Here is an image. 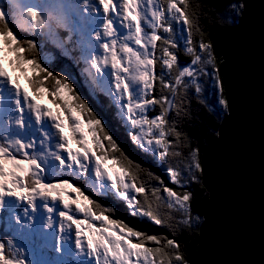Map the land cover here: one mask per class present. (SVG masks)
Returning a JSON list of instances; mask_svg holds the SVG:
<instances>
[{
  "label": "snow or ice",
  "instance_id": "1",
  "mask_svg": "<svg viewBox=\"0 0 264 264\" xmlns=\"http://www.w3.org/2000/svg\"><path fill=\"white\" fill-rule=\"evenodd\" d=\"M98 3L102 5L103 12L108 14L106 22L103 23V35L112 39L102 44L104 55L96 59L93 67L100 71L103 64L114 70L120 108L130 127L135 130L131 138L146 150L160 149L161 159L169 154L177 157L186 155L190 161L187 169L202 171L198 147L188 154L170 152L175 143L170 137L174 136L178 141L182 134L175 125L169 126L168 116L173 109L178 112L180 105L168 95H155L157 79L161 92L168 89L173 97L181 86L185 90L188 89L185 78H191L194 91L199 93L202 90L199 75L208 74L206 66L214 64L215 58L209 51L211 42L205 43L201 40L198 46L200 52H197L194 45L193 21L189 18L186 8L181 6L186 5L188 0H98ZM167 13H171L174 20L188 25V43L192 46L187 48V53L194 58L188 66L177 67L174 77L166 82L163 75L157 77L155 50L158 41H163L166 45L174 44V41L159 34L161 29L163 32L172 31ZM113 15L118 17L119 26L127 30L123 42L116 38L118 28ZM31 16L34 18L33 22L39 18L35 10ZM0 25H4L0 27V52L12 57L9 63L25 74L35 93H30L20 84L18 76L13 78L0 64V93L8 97L14 112L18 114L15 125L21 128L25 126L27 110L30 115H34L37 124L54 129L60 141L56 148L66 153V156L53 153L60 165L70 170L73 175H87L89 165H93V175L95 180L99 181L100 188L113 190L130 207L133 216H143L156 225H163L166 219H171V216L165 217L161 212L164 206L161 202L164 201L167 209L187 216L181 223L189 224L192 193L187 191L180 194L168 186L152 187L150 197L146 191L147 182L140 181L139 186L137 185L138 177L130 171L132 161L123 154L116 139L108 133L93 108L79 94L73 95L75 90L72 83L66 78L53 76L52 72L36 60L25 59V50L17 36L7 27L6 14L2 9ZM95 36L99 39L101 32H96ZM129 42H133L135 46H131ZM28 43L31 48L36 47L31 41ZM160 51L163 67L171 72L177 65L178 55L169 47H161ZM202 53H207V58ZM3 59L4 57L0 56V61ZM26 65H31L34 76H27ZM197 65L202 67L197 68ZM37 70L39 73H46V76L34 78ZM48 78L55 81L54 86L47 92L50 97L55 98L58 105L55 111L46 104H41L39 99L47 91L45 80ZM217 78L220 90L223 91L222 81L218 76ZM3 99L4 96L0 95V101ZM220 103L227 108V100L222 99ZM157 105L160 107L159 114L150 118L148 113ZM50 135V131L43 132L44 137ZM33 147V143H26L22 139L0 142V211L9 203L8 198H13L15 202H26L32 210L37 208L38 200L59 202L65 209L59 212V217L62 218L60 231L73 229L74 226L76 247L81 253L86 252L92 257L94 264H173L172 253L167 249H179L180 245L176 239L150 235L131 227L123 220L111 218L114 210L102 207L70 179L46 182L47 177L43 174L39 156L28 151ZM136 167L139 168V165ZM168 171L171 181L180 185L181 171L175 167ZM161 192L166 193V197L162 196ZM136 194H144L143 200L138 199ZM43 207L49 213L55 211L49 203H44ZM106 212L109 215H105ZM27 214L26 210L25 215ZM78 214H83L84 218H77ZM65 220L68 221L66 227L63 223ZM96 222H99V226ZM51 225L52 220L49 217V226ZM134 238L137 242H134ZM7 243L11 245V241ZM149 244L160 246H148ZM175 259L179 261L183 257L177 253ZM0 264H26V261L19 259L18 253L6 250L5 243L0 242Z\"/></svg>",
  "mask_w": 264,
  "mask_h": 264
},
{
  "label": "trees",
  "instance_id": "2",
  "mask_svg": "<svg viewBox=\"0 0 264 264\" xmlns=\"http://www.w3.org/2000/svg\"><path fill=\"white\" fill-rule=\"evenodd\" d=\"M235 5V7H233ZM185 7L189 13V18L193 21L192 26V39L194 45L197 47L198 52V41L203 40L205 43L211 42V48L209 51L213 53L214 64L212 69L219 73L220 80L222 79L223 84V59L221 55L220 44L222 38L229 32L231 26L236 22L239 17L242 3L240 0H188L186 5H181ZM0 9L6 14V24L7 27L17 36L20 45L24 48L25 59L36 60L41 64L42 67L47 68L53 73L55 77L66 78L70 83H72L75 92L73 95L79 94L82 99H84L96 115L101 118L105 125L106 130L111 134L114 139H116L118 146L121 151L129 160L132 161L130 166V171L137 175V185L139 186L140 181H146V191L151 197L150 189L152 187L164 186L172 187L178 193L183 194L184 192L190 191L192 193V199L190 201V216L191 221L189 224H183L181 221L187 219L182 213H176L175 210H170L166 208V204L162 201L161 208L162 214L165 217L171 216V219H166L165 224L156 225L154 222H150L148 218L143 216H133L131 214L130 207L126 202L116 196L115 192L111 189H107L108 193L99 192L87 185L90 180V175L81 177L79 175H73L71 171L59 173L56 179H70L72 182L81 187L86 191V194L90 198L94 199L102 207H107L112 209L111 218L123 220L128 223L131 227L137 230L143 231L147 234H154L160 237L174 238L179 242V249L172 250L167 249V251L172 253L173 264H191V260L197 250L198 245V234H199V223L202 221V214L205 205L208 202V191L205 186L202 185L201 180V170L192 168L189 178L182 180L180 185L174 184L170 179V174L168 171V162L166 159L163 160V164H158V162L153 158L152 155L156 156L154 152H148L141 149L135 141L131 138L124 125V121L119 114V109L117 103L113 98L115 96L114 89L111 87H106L97 81L95 73H98L96 68H89L86 63L85 48L81 47L77 42L76 38L71 34L70 30L62 26L60 23L56 22L52 18L51 14H48V25L54 23L57 24L56 30L50 31L46 30L44 26L38 25L32 21V18L26 14L22 15L19 7L14 0H0ZM38 25V27H37ZM4 27V25H0ZM186 33L188 31V25L186 24ZM195 30V31H194ZM197 32V34H196ZM198 37V39H197ZM29 41L36 44L35 48H31ZM180 43V42H178ZM166 45L163 41L157 42V48L155 50V56L157 58V64L155 66V71L157 77L161 76L162 61H161V47H169L171 51L178 55V63L188 64L192 57L187 53V48L192 46L189 45ZM185 46V47H184ZM183 47V48H181ZM6 55V53L4 52ZM14 56V53L12 54ZM8 60L10 56L6 55ZM8 64L9 61H8ZM92 66V64H89ZM10 67L13 71L17 72L18 77L28 82L26 77H24L19 70L12 64ZM28 68L27 76H34L31 65H26ZM178 65L174 66L173 70L168 73L169 75L165 79L166 82L174 77ZM201 65H197L200 68ZM99 74V73H98ZM167 74V75H168ZM46 73H37L34 78H44ZM186 82L188 84L189 80L187 78ZM200 85L205 87V92L210 89V83L205 77L199 76ZM100 83V84H99ZM55 81L51 78L45 80V86L47 91H45L44 96L49 102L52 103L56 110V101L54 97H50L47 92L51 90V86H54ZM30 86V84H29ZM156 96L169 95L170 91L164 89L161 92V85L159 79H157L156 84ZM33 90V88L30 86ZM204 93H197L194 91L192 86L188 85V89L185 90L183 86L178 89V93L173 99L177 104L180 105V109L177 112L173 109L170 112L169 118L173 121V125H177L179 119L184 116L192 115L188 123L191 122H203L204 132H197L198 139L191 137V131L184 128L187 126L184 122L179 123L178 131L182 134L180 140L176 141L175 137L172 136L170 139L174 140V146L172 151H179L184 154L190 153L189 151L194 147L206 145V140L211 142L215 139L216 134V114L201 108V98ZM172 95V93H171ZM224 95V89L222 91V96ZM225 96V95H224ZM61 110H63L61 108ZM223 113H227V108L223 107L220 109ZM160 107L154 106V108L149 112V115L159 113ZM83 118V117H82ZM182 131H186L184 133ZM17 132V131H15ZM187 138L192 144H186L187 141L182 142L181 139ZM186 139V140H187ZM99 154V153H98ZM117 155H119L117 153ZM157 157V156H156ZM177 157V156H176ZM179 160L183 159L185 162L188 160L186 155L177 157ZM200 158V155L198 159ZM171 160H175L173 166L178 170H183V166H180V162L176 160L173 156H170ZM111 163V161H109ZM149 162H152L151 164ZM139 165V168L136 166ZM166 168V170H165ZM194 177V179H193ZM160 181H163L161 184ZM184 186V187H183ZM101 189V188H98ZM138 199L143 200L144 194H136ZM162 195V194H161ZM166 197L165 195H162ZM153 204L155 206V200L153 198ZM94 211L96 209H93ZM99 214V212H97ZM109 215V213H105ZM193 223V224H192ZM4 234V230H1ZM134 242H137L134 238ZM164 243V241H162ZM148 246L157 247L160 245L149 244ZM49 257H53V249H48ZM182 255V260H176V254ZM167 259V258H166Z\"/></svg>",
  "mask_w": 264,
  "mask_h": 264
},
{
  "label": "water",
  "instance_id": "3",
  "mask_svg": "<svg viewBox=\"0 0 264 264\" xmlns=\"http://www.w3.org/2000/svg\"><path fill=\"white\" fill-rule=\"evenodd\" d=\"M222 38L227 115L202 155L208 202L191 264H264V0Z\"/></svg>",
  "mask_w": 264,
  "mask_h": 264
},
{
  "label": "rangeland",
  "instance_id": "4",
  "mask_svg": "<svg viewBox=\"0 0 264 264\" xmlns=\"http://www.w3.org/2000/svg\"><path fill=\"white\" fill-rule=\"evenodd\" d=\"M14 1L19 7V10L21 11L22 15L26 14L30 16L32 18V21H34V18L31 16L32 11L35 10L36 12H38L39 18L36 19L34 23H37L38 25L42 24L46 30L49 29L50 31L52 30L54 31L57 28L56 23L52 25H48V14H51L52 18L55 19L56 22L60 23L62 26L66 27L67 29L70 28L71 29L70 31H73V34L77 42L80 44L81 47L85 48L84 55L87 58L86 63L88 64L89 68H95L93 67V64L96 61V59L104 55V51L101 47L102 44L106 42H110V40L112 39V37H106L103 35V23L106 22L105 18L106 15L108 14H105L103 12L102 5L98 3V0H14ZM114 2H116V0H114ZM113 19L114 21H116V27L118 28V35L116 38L118 39V41L123 42L124 36L127 35V30L119 26L120 22L118 17L113 15ZM167 19L172 27V31L163 32V30L161 29L159 34H161L163 37H166L169 40L174 41V44L180 42L178 43L179 45L184 44L188 46V31L186 33V28H185L186 24L182 23L179 20H174L172 18L171 13H167ZM96 32H101V37L99 39H97L95 36ZM200 42L201 41H198L197 43L198 46ZM129 43L131 46H135L133 42H129ZM198 52H200L199 47H198ZM202 55L205 58H207V53H202ZM5 58L6 60L0 61V64H2L4 68L9 69L10 64H8L9 60L6 55ZM11 58L12 57L10 56V59ZM89 64H92V66H90ZM177 65L188 66L189 63L183 65L177 62ZM212 67L213 64L207 65L206 71L208 74L205 75L201 73L199 75L200 77H205L210 83V89L205 93H204L205 87L201 84L202 90L199 93H204L201 98V103H202L201 108H204L205 110L210 111L213 114H216L215 139L212 140L211 142H208L206 140V145L198 147L199 155H200L199 162L201 163V165H202L201 159L203 152L210 145H213L214 142L218 139V129L225 115V113L222 114V111H220V109L224 107L220 103V101L222 99L224 100L226 99L224 95L222 96V91L220 90L218 84L217 76L219 77V73L218 71L215 72L212 69ZM17 69L19 70V68ZM19 72L25 77L24 73H22L20 70ZM98 73H95V77L97 81L106 87H111L114 89L115 96L113 98L117 103L119 114L124 121V125L127 128L128 133L132 137V134L135 130L130 127L129 122L124 118L122 110L120 108L118 90L115 88L116 81H115L114 70L109 65L101 64V68L100 71H98ZM159 73H161V75H163L166 80L169 79L167 78L169 75H172V74H168L170 72L164 67L162 71ZM14 74L17 75V72L14 71ZM187 79L189 80L188 85L192 86V88L194 89L191 78H187ZM220 81H222V79ZM168 96L170 99H173L171 92L169 93ZM46 100L47 99L42 98L40 100V103L46 104L48 107H50V103L48 102V100L47 101ZM57 106L58 105H56V109ZM157 114L159 113L151 114L149 115V117L150 118L154 117ZM191 117L192 115L181 117L175 127L176 128L179 127L178 125L181 121L184 122V124L187 126L184 129L194 133L191 135L192 138L195 139L196 136V138L198 139L197 132L205 131L203 122L199 121L197 123L196 122L188 123ZM168 121H169V126H172L173 121L169 118V116H168ZM43 132L44 131L40 132L39 145L37 149L34 150V154L38 155L41 160V165L42 168L44 169L43 174L47 177L46 182H51L50 178H54L55 176H57L54 175L56 171L61 170L63 172H67L69 170L65 169L62 165L60 166L58 165L59 160L56 158V156L53 155V153H58L62 155V153L60 152L62 150L56 151L54 148V143H52L49 137H44ZM182 132L184 133V135L188 133L186 131H182ZM11 135L12 137L9 136L8 139L6 140L2 138L0 142L7 143L11 141V138L14 137L13 133H11ZM186 139L187 138H183L181 140L182 142L187 141L186 144H190V143L192 144V142L189 139L187 140ZM73 146L75 147V145ZM138 146L141 149L146 150L142 145H138ZM195 148L196 147L192 148L191 150ZM173 149L174 148H171L170 152ZM191 150L189 152H191ZM146 151L155 153L157 157L154 155L152 156L158 162V164H163V160L166 159L168 162V169L174 167L173 164L175 160L170 159V156L173 155L169 154L165 158L161 159L159 157L160 149L157 148L155 149V151H151V150H146ZM64 155L66 156L65 153ZM173 157L180 162V166H183V170H180L182 173L181 181L186 178H189L192 171V169L188 170L186 167L187 164L190 162L189 159L185 162L183 159L179 160L176 156ZM149 163L151 164L152 162ZM93 172H94V167L93 165L90 164L89 172H88V175H90V180L87 182V185L99 192L108 193L109 191L107 189H98L100 188L99 181L95 180ZM161 194L165 195L164 192H161ZM44 203H50L51 207H53L55 211L49 213L47 209L43 207ZM37 205H38L37 208L35 210H32L27 203L23 204L22 207L17 211V215L20 216L22 220L15 221L10 229H4V234H1L0 231V242L5 243L6 250H11L18 253V255H20L19 259L25 260L26 264H94V260L92 257L88 256L86 252L81 253L80 250L76 247L74 226L73 229L66 230L64 232L60 231V223L62 218L59 217V212L65 210L63 209L62 204L59 202L38 200ZM26 210L28 212L27 215H25ZM48 214H52L51 227L49 226V218L47 217ZM78 217L84 218L83 214H78ZM202 218H203V214H202ZM13 220H14V216L12 214H8L5 216V221H13ZM63 223L65 224L66 227L68 221L65 220L63 221ZM96 223L97 226H99V222ZM201 223L202 221L199 223V227ZM0 224H1V220H0ZM9 241H11V245L7 243ZM49 248L53 249L54 251V255L52 258L49 257L48 255ZM54 249H58V251Z\"/></svg>",
  "mask_w": 264,
  "mask_h": 264
},
{
  "label": "bare ground",
  "instance_id": "5",
  "mask_svg": "<svg viewBox=\"0 0 264 264\" xmlns=\"http://www.w3.org/2000/svg\"><path fill=\"white\" fill-rule=\"evenodd\" d=\"M226 115H227V114H226ZM226 115H225V116H226Z\"/></svg>",
  "mask_w": 264,
  "mask_h": 264
}]
</instances>
